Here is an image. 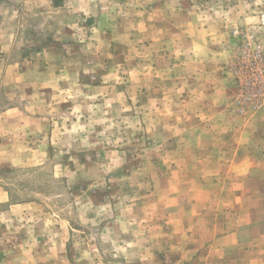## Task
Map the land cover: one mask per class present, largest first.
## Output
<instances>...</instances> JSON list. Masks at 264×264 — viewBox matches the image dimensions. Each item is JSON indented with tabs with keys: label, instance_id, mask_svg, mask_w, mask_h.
<instances>
[{
	"label": "rangeland",
	"instance_id": "1",
	"mask_svg": "<svg viewBox=\"0 0 264 264\" xmlns=\"http://www.w3.org/2000/svg\"><path fill=\"white\" fill-rule=\"evenodd\" d=\"M68 1L0 0V264H264V0Z\"/></svg>",
	"mask_w": 264,
	"mask_h": 264
},
{
	"label": "built area",
	"instance_id": "2",
	"mask_svg": "<svg viewBox=\"0 0 264 264\" xmlns=\"http://www.w3.org/2000/svg\"><path fill=\"white\" fill-rule=\"evenodd\" d=\"M244 57L246 60L244 65L241 64V67L245 66L247 76H244L243 84L248 90L254 91V96L244 94L242 99H238L239 105L241 108L247 105L258 108L261 106L260 101H264V51L256 47L251 53H245ZM259 65L261 66L259 67ZM239 73L242 75V70L237 71L236 76Z\"/></svg>",
	"mask_w": 264,
	"mask_h": 264
},
{
	"label": "crops",
	"instance_id": "3",
	"mask_svg": "<svg viewBox=\"0 0 264 264\" xmlns=\"http://www.w3.org/2000/svg\"><path fill=\"white\" fill-rule=\"evenodd\" d=\"M51 1V5L54 7V8H62V7H64L66 4H67V1L68 0H61L60 2H59V4L58 5H56V6H54L53 5V0H50ZM70 2V4H75V6L77 7V6H83V7H85V6H90L91 8H96V7H98V3H97V0H89L88 1V3L86 4V3H84V4H81L80 2H78V1H76V0H70V1H68V3ZM82 10V9H81ZM82 12V15L84 16V18H83V20L85 21V20H87L86 21V23L84 24L85 26L86 25H88V23H90V22H95V13L94 14H92L91 13V15H87V14H85V12H83V11H81ZM95 12V11H94ZM89 21V22H88ZM92 27V26H91ZM213 100V99H212ZM214 101V100H213ZM242 159V158H241ZM240 159V160H241ZM229 160H231V162L229 163V164H234V165H231V166H234L235 168H236V170L234 171V175H238L239 174V170H240V168H242V162L239 164L238 162H240V160L238 161V159L234 162V160H233V158H231V159H229ZM215 162H219V161H215ZM234 162V163H233ZM227 165H228V163H227ZM230 166V165H229ZM233 231H234V229H232ZM237 229H235V231H236ZM210 236H211V234H210ZM216 239L217 240H220V242L224 239L223 237H221L220 239H218V235L216 236L215 235V237H214V242L216 241ZM220 245H222V244H220Z\"/></svg>",
	"mask_w": 264,
	"mask_h": 264
},
{
	"label": "trees",
	"instance_id": "4",
	"mask_svg": "<svg viewBox=\"0 0 264 264\" xmlns=\"http://www.w3.org/2000/svg\"><path fill=\"white\" fill-rule=\"evenodd\" d=\"M59 2H60L59 0H53V5L56 6V5L59 4ZM88 22H89V21H88Z\"/></svg>",
	"mask_w": 264,
	"mask_h": 264
}]
</instances>
